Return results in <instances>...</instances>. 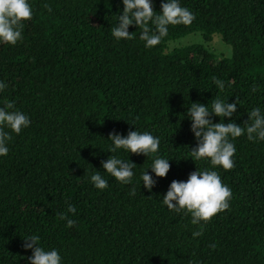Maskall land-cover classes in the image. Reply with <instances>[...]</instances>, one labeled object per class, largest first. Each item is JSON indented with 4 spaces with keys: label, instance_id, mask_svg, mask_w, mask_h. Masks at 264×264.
<instances>
[{
    "label": "trees",
    "instance_id": "1",
    "mask_svg": "<svg viewBox=\"0 0 264 264\" xmlns=\"http://www.w3.org/2000/svg\"><path fill=\"white\" fill-rule=\"evenodd\" d=\"M27 2L32 18L22 22V39L0 42L7 85L0 108L13 102L8 110L31 121L19 134L3 128L11 139L0 156V264H29L32 250L23 245L32 235L61 264H264V140L229 137L231 170L193 161L188 113L194 102L211 110L219 97L238 104L231 117L212 115L213 123L243 128L253 108L264 115V0H178L195 19L169 25L150 48L135 24L132 40L112 35L122 0ZM161 2L151 0L158 14ZM194 31L203 42L217 33L230 55L215 56L202 43L169 46ZM213 77L224 82L222 91ZM134 130L159 138L158 152H110V133ZM110 156L136 165L130 184L104 172ZM157 156L169 160L164 178L150 168ZM197 169L216 171L232 198L227 210L193 224L162 198L173 180L186 182ZM145 170L156 181L151 191L141 180ZM96 171L107 188L91 182ZM69 205L76 208L70 228L59 219ZM196 231L202 235L194 238Z\"/></svg>",
    "mask_w": 264,
    "mask_h": 264
},
{
    "label": "clouds",
    "instance_id": "2",
    "mask_svg": "<svg viewBox=\"0 0 264 264\" xmlns=\"http://www.w3.org/2000/svg\"><path fill=\"white\" fill-rule=\"evenodd\" d=\"M122 3L123 11L117 17V26L111 30L112 35L118 40H132L134 32L130 33L128 28L135 24L141 30L140 39L145 41V46L149 48L158 45L162 38L168 35L169 25L188 26L195 19V15L189 9L182 7L178 0H162L159 14L154 11L151 0H122ZM31 18L32 9L27 0H0V42L15 45L22 39V22ZM212 80L218 89L221 91L224 89L222 80L216 77ZM6 87L7 85L0 81V91ZM237 104V101L227 103L219 97L212 101L211 110L199 102L191 103L188 113L192 121L191 131L197 140L196 147L190 150L193 161L208 158L212 166H220L226 171L231 170L234 167L232 157L236 149L229 137L238 138L246 133L250 141L264 140V115L259 108H253L248 113L243 128L234 122L224 123L222 119L221 122L213 123L210 119L212 115L221 118L231 117L236 112ZM8 109H14L13 102L7 103L5 108H0V156L7 155L9 149L6 142L11 139L9 133L3 130L4 126L19 134L31 123L23 112ZM108 139L113 144L110 152L125 149L132 154L145 156L157 153L160 144L159 138L147 131L140 133L134 130L128 132L126 136L110 133ZM102 167L104 172L117 181L130 184L136 165L128 159L110 156L106 161H102ZM150 168L156 177L164 178L170 169L169 160L157 156ZM90 179L97 189L103 190L108 187V181L99 171L92 174ZM141 180L149 191L156 183L146 170L142 173ZM131 194L135 195V189ZM231 198V189L222 183L216 171L197 169L189 174L186 182L173 180L162 199L169 210L176 212L186 210V213H190L193 217L192 223L197 224L200 221L208 222L219 212L227 210ZM75 212L76 208L69 205L66 212L59 214V219L66 221V227L75 225V221L68 216V213L75 214ZM192 235L194 238L199 237L202 232L196 231ZM39 239L36 235L24 239L23 247L32 250V255L27 258L29 264H61L58 252L55 249L46 251L39 246ZM212 247L214 248L215 245Z\"/></svg>",
    "mask_w": 264,
    "mask_h": 264
},
{
    "label": "rangeland",
    "instance_id": "3",
    "mask_svg": "<svg viewBox=\"0 0 264 264\" xmlns=\"http://www.w3.org/2000/svg\"><path fill=\"white\" fill-rule=\"evenodd\" d=\"M169 46L186 45L190 43H202L206 50L213 53L215 56L228 57L230 55V46L224 43L217 33H212L207 42H203L198 31L185 34L177 39L170 40Z\"/></svg>",
    "mask_w": 264,
    "mask_h": 264
}]
</instances>
